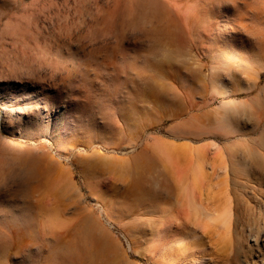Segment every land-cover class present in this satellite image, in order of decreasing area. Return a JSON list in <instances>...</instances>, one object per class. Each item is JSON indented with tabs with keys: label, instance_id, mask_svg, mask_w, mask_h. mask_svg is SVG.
<instances>
[{
	"label": "rangeland",
	"instance_id": "obj_1",
	"mask_svg": "<svg viewBox=\"0 0 264 264\" xmlns=\"http://www.w3.org/2000/svg\"><path fill=\"white\" fill-rule=\"evenodd\" d=\"M198 166L217 189L192 184ZM174 168L226 227L190 211ZM258 249L264 0H0V264H260Z\"/></svg>",
	"mask_w": 264,
	"mask_h": 264
},
{
	"label": "bare ground",
	"instance_id": "obj_2",
	"mask_svg": "<svg viewBox=\"0 0 264 264\" xmlns=\"http://www.w3.org/2000/svg\"><path fill=\"white\" fill-rule=\"evenodd\" d=\"M219 88L222 89V87H219ZM229 109H230L229 115L232 118H236L238 115L243 113L241 110H239L237 107H234V106H232V107L229 106ZM198 167H199L198 169H196L197 167L195 168L196 171L194 170L192 172L193 173V182H192V184L193 185H198L199 183L201 184V182L198 181L199 180V176L200 177L202 176L201 179L202 178L210 179L209 182H211V179L213 178L212 184H209V185L212 186V188L214 190L217 189L216 187L221 183V181H215L214 182V178L216 177V174L218 173L217 169L211 168V172L210 173H205L204 172V168L202 166H198ZM175 170L173 171L174 173L172 174L173 186H175V188H177L178 192H181L180 193L181 194V198H184L185 202L186 201L188 202L187 206H189V208L195 214V216H199V215L202 216V214H203L205 219H206V226H208V227H213V228H219L221 226L226 227L227 223H228V220H229L227 218L226 213H224L221 210V208L218 205H216L215 201L210 203L211 204L210 208H206L207 205L205 204L206 207L204 209V207H203L204 205L202 206L201 203L199 204V201L196 202L194 200L195 198H197V197L194 196L195 194H194L193 190H195V188H192V189L189 188V190H185V188H182L183 180L181 179V176L178 174L179 172L177 170L176 171ZM197 190H200V189L197 188ZM214 190H213V193H214ZM216 191H215L216 195H217V193H221L219 190L217 192ZM210 193L212 194V191H210ZM211 194H210V199H212L211 197L215 196V195L211 196ZM200 196H201V194H200ZM207 199H208V196H207ZM253 242H254L255 246H258V243H259L258 240L255 239ZM258 252H259L258 253L259 257H260L259 262H260V264H264V253L260 249H258Z\"/></svg>",
	"mask_w": 264,
	"mask_h": 264
},
{
	"label": "crops",
	"instance_id": "obj_3",
	"mask_svg": "<svg viewBox=\"0 0 264 264\" xmlns=\"http://www.w3.org/2000/svg\"><path fill=\"white\" fill-rule=\"evenodd\" d=\"M190 211H191V209H190ZM192 212V211H191ZM193 213V212H192ZM194 214V213H193Z\"/></svg>",
	"mask_w": 264,
	"mask_h": 264
}]
</instances>
